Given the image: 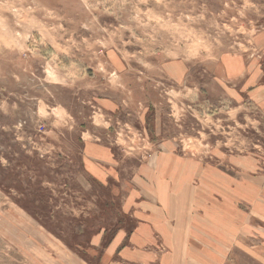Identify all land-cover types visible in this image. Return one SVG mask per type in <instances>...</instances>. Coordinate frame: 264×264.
Segmentation results:
<instances>
[{
	"label": "rangeland",
	"instance_id": "rangeland-1",
	"mask_svg": "<svg viewBox=\"0 0 264 264\" xmlns=\"http://www.w3.org/2000/svg\"><path fill=\"white\" fill-rule=\"evenodd\" d=\"M183 208L264 221V0H0V264L220 263Z\"/></svg>",
	"mask_w": 264,
	"mask_h": 264
},
{
	"label": "crops",
	"instance_id": "crops-1",
	"mask_svg": "<svg viewBox=\"0 0 264 264\" xmlns=\"http://www.w3.org/2000/svg\"><path fill=\"white\" fill-rule=\"evenodd\" d=\"M182 206V205H181ZM180 218H178V221H174L173 224L170 222H164V233L165 236H170L172 239L175 237V241H186L191 239L193 227H202L203 230H201V238L199 242L203 244V242H225L227 243L226 250L223 253H220L216 248L209 249L208 252H211V256H215L217 259L220 260V263L218 261H215V263H209L204 257H208L207 254H205L202 250H197L195 256L202 258L206 262V264H229L230 259L238 258L240 263L242 264H251L252 259L254 258L255 261H257L260 264H264V221H258L254 222L252 224L253 228L249 229H239L237 231V236H231L229 234L227 237H225L221 231L217 229L218 226H224L223 221H198L195 219V221H191L190 217L186 216L185 208H183V211L179 210ZM157 221V220H155ZM249 221H243V225H245ZM166 224V225H165ZM167 225L174 226V231L171 232V235L166 233ZM230 232L234 235L235 229H229L226 227ZM197 240V239H196ZM198 241V240H197ZM253 241H258L260 245L258 247L252 246ZM243 248V253L240 254V249ZM258 249V250H255ZM211 250V251H210ZM257 252V256H249L248 253ZM204 253V254H203ZM201 256V257H200ZM225 257V258H223ZM224 259V260H222ZM242 259V260H241ZM166 260H168V256L166 257ZM212 260V259H211ZM213 261V260H212ZM254 261V262H255ZM164 262V261H163ZM168 262V261H167ZM167 262L165 264H167ZM196 264H204L200 261H198Z\"/></svg>",
	"mask_w": 264,
	"mask_h": 264
}]
</instances>
